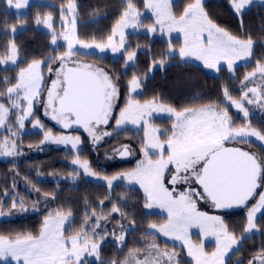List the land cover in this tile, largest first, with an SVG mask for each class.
Segmentation results:
<instances>
[{
  "label": "snow or ice",
  "instance_id": "obj_1",
  "mask_svg": "<svg viewBox=\"0 0 264 264\" xmlns=\"http://www.w3.org/2000/svg\"><path fill=\"white\" fill-rule=\"evenodd\" d=\"M11 5L12 0H8ZM28 3H16L15 7L20 9ZM251 0H233V6L237 13ZM144 6L153 10L156 23L169 31L178 30L184 34V47L180 48L179 54L184 57H195L201 60L206 68H216L221 60L228 64L229 71L232 70L236 60L252 55L254 42L251 37L238 38L218 27L209 18L204 10L202 0H194L189 3L183 13L176 18L171 12L169 0H144ZM76 8L74 0H69L67 4V15L72 17L70 29L60 35L67 41L68 50L63 55L54 58L60 63V68L56 70L57 79L52 81V88L48 90V99L45 103V114L51 110V118L62 124L65 128L71 124L81 125L85 131L93 137L96 142L101 136L96 132V126L108 124L112 111V99L117 94V89L110 76L101 69H93L91 65H80L75 68L66 66L65 61L75 54L74 45L79 44L82 49L93 47L103 52L106 48H111L113 52L124 48V29L131 26H138L139 13L132 0H127V6L120 18L112 28L111 35L107 37V43H86L78 39L76 35ZM61 20H66L63 9L61 10ZM39 23V21H38ZM43 23L53 27V19L49 14L44 17ZM156 29L150 27L148 31L154 32ZM207 33V41L201 39ZM120 36L119 47H117L114 37ZM57 34L52 33V44H56ZM17 48L15 43L10 44L7 59H0V64L11 61L17 62ZM136 53L131 52L126 56L125 63L132 61ZM53 61L52 57L48 61L33 60L26 69H22L18 74L17 83L7 88L8 100L11 108L20 109L21 100L26 101L28 107L23 109V116L18 122L23 126V121L32 113V104L39 95L42 86L41 65ZM163 63V61H161ZM49 71H53L49 67ZM259 73L264 76V64L257 62L254 71L245 76V80L254 77ZM63 77L61 80L60 77ZM8 83L7 79L4 81ZM141 86L140 79L133 75L129 81L130 92H134ZM59 87L58 91H54ZM250 92L260 99L257 89H249ZM21 93L23 96L21 97ZM13 95L16 99H12ZM226 98L231 99L227 89L224 90ZM247 98L244 93L241 99ZM232 104L244 112L245 117L249 114L244 110L240 101L232 100ZM249 104L254 103L252 99ZM10 109L0 103V126H3ZM153 111H165L174 116L172 124V134L161 143L154 135L156 129L150 127L145 130V142L141 151L144 160L137 164L135 170L117 174L107 179L111 187L113 181L121 178L129 182L135 181L143 188L148 203L146 208H152L153 204L166 209L168 220L161 225L150 224V229H157L161 234L183 241L188 249V255L192 257L195 264H225V257L233 246L238 245L237 238L230 234L223 225V221L218 216H209L197 208V202L192 197L198 196L200 199L210 201L217 209L231 207L232 205H244L253 196L257 187V177L264 170V163L258 161L257 157L239 148H225L223 142L238 137H255L258 141L264 142V131L252 128L251 125L244 127H232L227 110H217L209 105L202 108L186 107L177 111L173 107H165L154 99L141 104L132 99L128 100L127 106L121 111L117 119V127L125 122L138 124L144 120L148 124L147 116ZM39 124V121L36 122ZM103 135H110L105 132ZM52 139L51 133L45 135V140ZM56 143H71L75 149L80 143L79 137L60 136L55 139ZM247 142V141H245ZM15 143L8 147L5 141L0 145V154L11 156L15 154ZM149 149L152 152H149ZM160 152L159 158L152 159L156 151ZM119 151V150H117ZM127 146L120 152L121 156L127 155ZM84 169L85 174L95 176L96 173L90 170L87 161L83 163L77 158L73 160ZM171 179L168 183L172 188L165 186L164 180L166 172L172 171ZM183 173V175H181ZM75 180L76 176L73 175ZM198 184L203 192H198L192 188V183ZM188 184L186 190L178 191L177 185ZM18 202L14 201L12 208H17ZM22 210L23 206L20 205ZM264 207V193L260 194V200L256 206L251 208L247 215V225L245 233H250L256 228L254 218L256 213ZM113 212L119 211L116 206ZM4 215L0 210V216ZM71 213L63 214L57 212L55 216L49 214L40 230L38 236L32 234H18L14 239L0 236V260L7 261L8 258L17 264H83V256L95 255L99 257L100 244L95 237L99 234L76 233L65 237L62 229L69 221ZM87 224V221H85ZM193 225H198L204 235L216 237V250L211 254L204 252L203 247L193 245L187 236V230ZM151 234V233H149ZM102 239L103 236L100 235ZM123 242L124 235L117 237ZM70 245V246H69ZM148 252L143 259L140 258L141 249H131L125 260L114 259L111 264H163L165 258L168 264L174 259V253L159 251L155 243L148 246ZM253 260H259L264 264V253L258 254ZM250 260L248 264H253ZM103 264V262H101Z\"/></svg>",
  "mask_w": 264,
  "mask_h": 264
},
{
  "label": "trees",
  "instance_id": "obj_2",
  "mask_svg": "<svg viewBox=\"0 0 264 264\" xmlns=\"http://www.w3.org/2000/svg\"><path fill=\"white\" fill-rule=\"evenodd\" d=\"M192 1L174 0L173 12L176 15L181 14ZM68 2L69 0L31 2L24 13L17 14L7 9L5 0H0V59L6 57L12 43H15L19 56L15 65L4 67L0 64V102L8 101L7 88L16 82L19 72L29 63L33 60L48 61V58L52 57L53 61L47 62V65H53L54 58L64 52V45L53 46L51 33L38 28L36 21L50 14L54 18V28H59L58 32H61V10ZM74 2L77 5L76 35L86 43L105 42L127 6V0ZM132 2L136 10L144 11V0ZM203 6L209 18L218 27L238 38H252L254 46L248 62L239 64L231 72L220 67L214 75L194 62L180 60L178 54H169L171 47H180V39L166 40L144 33L127 34L125 52L117 58L113 59L109 55L99 57L95 53H91L90 57L99 62L110 76L116 86L119 101H125V98L130 96L127 83L135 75L140 79L141 87L132 99L144 101L159 98L179 110L209 104L220 111L226 109L233 127L251 125L252 128L264 131V109L260 105H244L248 112H253L246 118L228 105L229 100H241L245 87L255 85L253 78L259 75L258 73L248 80H245V76L254 71L257 62L264 64V6L254 4L240 13L231 7L229 0H206ZM128 52L136 53L134 62L130 65L125 63V54ZM6 79L8 83L4 82ZM225 89L231 97L226 101ZM151 122L163 132L160 138H167L171 131L170 119L154 117ZM107 133L110 134L109 138L103 144L111 143L117 146L121 143L138 151L144 137L142 129L127 127L121 130H113L110 127ZM42 140V132L23 133L17 137V143L23 149V156L0 162V206L10 209V213L14 215L12 218L0 220V236L14 237L28 233L35 236L41 229L43 217L51 212L71 213L73 224H78V228L82 226L84 217H87L86 221H91L92 215H108L111 225L117 227L119 215L124 214L111 211L118 203L111 200H114L116 192L124 190L128 192V197H133L126 204L132 208L133 212L128 215H134L139 233L157 237L145 232V229L150 222L160 219L161 216L158 213L143 211L144 196L137 188L121 184L110 187L87 179L72 165L73 159L81 157L92 161L94 168L98 167L101 160L97 154V146L94 147L96 150L92 151V144L86 142L82 150L74 153L65 147L41 145ZM249 145L258 148L260 153L263 152L255 143ZM34 148L35 152H31ZM124 156L129 158V154ZM73 175L76 176L75 180L72 179ZM14 201L18 202L17 208H12ZM21 204L25 210L21 209ZM246 211H230L223 215L222 220L227 229L237 237L242 238L244 233L247 224ZM255 224L257 233L249 238H242L238 250L243 262L264 251V211L258 216ZM157 239L161 244H171L159 237ZM110 247V244L106 245L103 251ZM87 264L98 263L92 260Z\"/></svg>",
  "mask_w": 264,
  "mask_h": 264
},
{
  "label": "rangeland",
  "instance_id": "obj_3",
  "mask_svg": "<svg viewBox=\"0 0 264 264\" xmlns=\"http://www.w3.org/2000/svg\"><path fill=\"white\" fill-rule=\"evenodd\" d=\"M5 1H6L8 10H11L17 14H21L27 10V7L31 2H36V1H40V0H28V3L20 9H17L15 7V4L18 2L23 4L24 0H12L11 5L8 3V0H5ZM173 1L174 0H169V3L171 5V12L176 18H179V16L183 12L181 14H177V15L173 12V10H172ZM204 1H206V0H202V3ZM193 2H194V0L191 3H193ZM229 2H230L231 7L236 11L235 7L233 6V0H229ZM254 4L264 6V0H251V3L246 5L241 11L246 10L247 8H249L251 5H254ZM62 9L65 13V17H66V20L68 21V23L65 26L64 21H62L61 17H60L59 23L62 25L61 32H58L59 28L56 29V28H54V26L52 28L47 27L43 23L44 18H39L36 21L37 22L36 24H37L38 28L43 29V30L51 33V36H52V33L55 32L58 36L56 44L64 45L65 48H64L63 53H65L68 50L67 41L64 40L60 34L72 27V25H71L72 17L67 15V5L62 7ZM137 12L139 13V20L137 22L138 26H136V27L129 26V27L124 29V48H121L120 51H118V52H113L111 48H106L103 52H101L99 49H97L95 47L86 50V49H82L79 44H75L74 45L75 54L73 56L69 57L65 61L66 66L78 67L80 65L86 64V65H91L93 67V69H101L104 71L102 65L99 64V62H97L94 58L90 57L91 53H95V55H98L99 57H105L106 55H109L113 59L117 58L125 52L127 34H129V33H144V34H148L151 37L158 36V37H162L166 40L180 39V42H181L180 47H176V46L171 47L169 54H178L180 60L194 62V63L202 66L204 69H206L211 74L216 75L218 73V69L220 67H224L227 70H229L228 64L224 60H221L218 63L216 68H206L204 66L203 61L197 60L195 57H184V58H182L179 54V50H180V48L184 47V42H185L184 34L178 30L169 31L167 26H165L164 28H161V26L156 23V17L153 15V10L150 8L145 7L144 11L137 10ZM147 17H149V19ZM52 19H53V24H54V18H52ZM38 21H39V23H38ZM76 22H77V17H76ZM150 27H154L156 30L154 32H150V31H148V29ZM201 39L204 40L206 43L207 33H204L202 35ZM114 41H115L117 47H119L120 36L117 35L116 37H114ZM103 43H107V40ZM53 46H54V44H53ZM63 53L58 54L57 56L63 55ZM128 53H131V52H128ZM128 53L125 54V60H126V56ZM4 59H7V56ZM18 59H19V56L17 55V61H18ZM134 59H135V57H134ZM134 59L132 61L128 62L126 65L132 64L134 62ZM249 60H250V56L236 60L233 64L232 70L236 66H238L239 64L248 62ZM43 61H46V60H43ZM15 64H13L11 61H8L6 64H2V65L4 67H7V66L15 65ZM28 65L24 69H26L28 67ZM49 67H51L53 69V71L50 72ZM59 68H60V63L58 61H54L53 65H47V63H44L41 65V75L43 78L42 82H41L42 86L39 90L38 97H36L33 101L32 113L23 121V126H21V124L18 122V120H19L20 116H23V109L28 107L27 102L21 100V108L20 109L11 108V105L9 103L8 98H7V100H8L7 102H0V103H3L5 105V107H8L10 109L4 125L0 126V145H2L5 141H7L9 148L12 147L13 142L15 143V146H16L14 155L4 156V155L0 154V162L7 161V160H15V159H19L20 157H22L23 156V149L21 148V145L19 143H17V137L19 138L23 133L34 132V131L42 132L43 140H42L41 145L50 144V145H54L57 147H65V148L72 150V152H74V153H78L80 150H82L84 148V144L86 142L92 144L91 145L92 151H95L96 148H94V147L97 146V154L101 160V161H99L101 164L98 165V167L94 168L92 166L93 165L92 161H90L89 159H84V158L78 157V159L80 160L81 163H83L84 161H87V163L90 167V170L92 172L96 173L95 176L85 174L84 169L82 167H80L78 164H74L73 160H75L77 158L73 159L71 161V163L81 175H84L85 178L94 180L96 182H101V183H104L107 185H108V183H107L108 178H111V177H113L117 174H120V173H126V172L133 171L136 169L137 164L140 161L144 160V155H143L141 149H142V147H144L145 130L148 127L152 128V129H156V132L154 133V135L159 138L161 143L165 144V153L164 154L166 156L167 145L165 142H166L167 138L172 134V124L175 120L174 116H172L170 113L165 112V111H153V112H151V115L146 117V119L148 121L147 125L145 124L144 120H141L138 124H132L131 122H125L124 124L117 127L116 121L120 117L121 111L127 106L128 100L132 99L131 97L140 90L141 86L138 89H136L134 92H130L129 83H127L128 84V94L130 96L126 97L125 101L121 100V99L119 101L117 99L118 98L117 94L113 97V99H112V111H111V116L109 117L108 124H106V125L100 124V125L96 126V132L98 135L101 136V139L96 141V142L93 141V137L89 134V132L85 131V129L83 127H78L74 124H71L69 127L65 128L62 124L58 123L56 120H53L51 118V110L50 109L48 110L49 114L46 115L45 114V111H46L45 110V103L47 102V99H48V90L52 88V81L57 79L56 70ZM231 71H229V72H231ZM104 72H106V71H104ZM17 78H18V75L16 77V82L12 86H14L17 83ZM60 79L62 80V76L60 77ZM253 80L255 82V85H254L255 87L254 86L253 87L252 86L245 87L243 90L242 95L244 93H247V98H245L243 100L242 99L237 100V101H240L242 103L244 110H246L247 112H248V110L246 107H244V105H246V106L251 105V107H256V106L260 105V107H262V109H264V76H261L259 74L255 78H253ZM252 88L257 89V92L260 94L259 100H257V96L255 94H253L252 92L249 91V89H252ZM58 90H59V87L54 91H58ZM7 95H8V93H7ZM20 95L22 97L23 93H21ZM224 97H225V95H224ZM12 99H16V96L13 95ZM249 99H252L254 101V103L249 104L248 103ZM132 100L138 101L139 103L143 104L146 101L154 100V98L153 99H147L144 101L143 100H135V99H132ZM155 100L157 101V103H159L165 107H173L172 105L166 104L165 102L161 101L159 98H156ZM226 100H228V99L225 97V101ZM231 101L232 100L228 101L229 107L232 108L237 114H240L242 117H245L244 112L241 111L239 108L235 107ZM206 106H209V104H205L203 106H199V107H195V108H202V107H206ZM176 110L180 111L179 109H176ZM252 113L253 112H248L249 115ZM154 117L170 119L171 131L169 134H167V138L165 137L166 139L160 138V135H163V132H161V129L159 127L154 126V124L151 122ZM37 121H39V124L36 123ZM244 126H246V125H244ZM244 126H241V127H244ZM110 127L113 130H121L125 127L132 128V129H142L144 137H143V140H141L140 147L138 148L139 151L136 148L129 147L127 145V147H129V149L127 148V151L129 153V158H128V157L120 155V152L124 151L125 145H123L121 143L120 144L118 143L117 146L114 144H111V143H109V145L103 144L109 138V135H103V133L109 131ZM234 128H239V127H234ZM47 133H51L52 139L45 140V135ZM164 134H166V133L164 132ZM60 136H70L73 138L79 137L80 143L74 149L72 147L71 143H56V142H54L55 139L60 137ZM245 141H247V142H245ZM250 143H255L256 145H258V147L263 149L262 150L263 152L260 153L258 148L251 147L249 145ZM223 146L225 148H230V146L234 147V148H239V149L242 148L244 151H247L250 154L255 155L257 157L258 161L264 163V142L258 141L255 137H243V138L238 137L235 139L225 140L223 142ZM117 150H119V151H117ZM31 152H35V148L32 149ZM149 152L151 153L152 150L149 149ZM159 155H160V152L157 150L156 155L152 156L151 158L157 159V158H159ZM131 163L133 165H131ZM128 166H130V168H128ZM181 175H183V173ZM259 177H260L259 182L257 183V187L254 191L253 196L250 197L246 206L240 210V211L247 210L246 211L247 215H248L249 210L258 204V202L260 200V194L264 193V170H262ZM116 184H121L125 187L137 188L138 191H140V193L144 196L145 204L149 202L147 200V196H146L143 188L140 187L139 183H137L135 181L129 182L128 180L121 178L119 180L113 181L112 186H114ZM191 186L196 191L201 192V193L203 192V189L198 184H195V182H193ZM188 187H189L188 184L177 185L178 191L186 190ZM126 191H128V190H126ZM127 194H128V192H124V190H123V192H119V193L116 192V194L114 195V198H113L114 200H111L112 202L115 201V203L118 202L115 205L119 209V211H117V212H122L124 214V215H119V220L117 221V225H118L117 227H114V225H111L112 222H111L110 217L108 215H92L91 216L92 220L87 221V224H85V221H86L85 219L87 217H84L82 220L83 222L81 223L82 226L78 228V224H76V225L73 224V215H70L69 221H67L65 223L64 228L62 229L65 237L72 236L78 232L81 234H83L84 232H87V233H89L90 237H91L92 232L99 234L95 237L96 241H98L100 244L99 257H97L95 255H88V253H85L83 258H82L83 264L84 263L87 264L88 261H92V260L96 261L98 264H101V262H103V264H111V261L114 259L123 261L128 256L129 251L131 249H134V248L142 250L140 253V258L143 259L144 255H146L148 252L147 246L151 243H155L157 245L159 251H161V252L167 251L169 253L175 254L174 259L172 260L171 264H195V261L192 259V257H190L188 255V249L185 246L183 241H178V240H175L174 238L164 236L159 231H157V229H150L149 228L150 224H156L159 226V225L167 222L168 213H167L166 209L160 208L156 204H153L152 208H146L145 204H144L143 211H145L147 213H155V214L158 213L161 216L160 219H158V220L156 219V221L150 222L147 225L145 232L152 233V234L156 235L157 237H159V238L163 239L164 241H167L171 244L167 245V244L162 243L163 244L162 245L161 243H159L157 237L143 236L142 234L139 233L138 226L134 221V215H128V214H131L133 211H132V208L127 207L128 205L126 203L129 202L130 199L132 200L133 197L130 198L127 196ZM192 198L195 200V195H193ZM201 200L203 202L201 204V205H203V206H201L202 207L201 210L204 211V213H206L209 216H218L222 220V218L224 217L223 215L225 214L226 211L225 212L221 211L222 212V213L220 212L221 214L218 211L215 212L212 208L210 201H208L206 199H201ZM124 202H125V205H124ZM205 205L207 206V209L203 208ZM0 210H2L4 213V215L0 216V220L12 218L14 216L10 213L11 210L8 208L3 209L2 206H0ZM111 211H112V208H111ZM263 211H264V207H261L260 210L255 215L254 223H255L256 219L258 218V216ZM56 213L57 212H51L49 214H51L52 216H55ZM49 214L45 215V217H43L42 223H41V228L43 226L44 220L47 217H49ZM122 219H124V223H122ZM223 225L226 227L224 222H223ZM228 232L230 234L234 235L229 230H228ZM39 233H40V231H39ZM39 233L35 236H38ZM255 233H257L256 228L253 229L250 233L244 232L242 235V238H249ZM100 235L103 236L102 239L100 238ZM121 235H124V237H125V240L123 242H120L117 240V237H119ZM16 236L10 237V238L14 239ZM187 236L193 245L203 247L204 252L207 254H211L212 252H214L216 250V237L213 235H204L201 232V229L198 225H193V226L189 227L187 230ZM234 236L237 238L239 243H238V245L233 246V248L230 250L228 255L225 257V264H248V262L250 260H253V258L245 260L243 262L242 257L238 251L239 247L242 243V238L237 237L236 235H234ZM108 244H110L111 247L109 249H106L103 251V248ZM261 253H264V251L258 252L256 254V256L258 254H261ZM8 262H11L13 264H17V262L14 260H11V258H8L7 261L0 260V263H8ZM163 264H168V261L166 258H165ZM253 264H260V262H259V260H253Z\"/></svg>",
  "mask_w": 264,
  "mask_h": 264
},
{
  "label": "flooded vegetation",
  "instance_id": "obj_4",
  "mask_svg": "<svg viewBox=\"0 0 264 264\" xmlns=\"http://www.w3.org/2000/svg\"><path fill=\"white\" fill-rule=\"evenodd\" d=\"M166 157V156H165ZM172 172H174V168L172 169V171H168V172H166V175H165V180H164V183H165V186L166 187H168V188H172V185L171 184H169L168 183V180H170L171 179V175H172ZM259 176L257 177V181L259 182ZM195 200H196V202H197V208H198V210L199 211H201V212H204V211H202L201 209H202V207L201 206H203V205H201L203 202H202V200L198 197V196H195ZM211 205H212V208H213V210L215 211V212H221V211H223V212H225V213H227V212H230V211H240L241 209H237V210H230V211H227V210H224V209H216L215 207H214V205L211 203ZM204 209H207V206L205 205L204 207H203ZM222 213V212H221ZM220 213V214H221Z\"/></svg>",
  "mask_w": 264,
  "mask_h": 264
},
{
  "label": "water",
  "instance_id": "obj_5",
  "mask_svg": "<svg viewBox=\"0 0 264 264\" xmlns=\"http://www.w3.org/2000/svg\"><path fill=\"white\" fill-rule=\"evenodd\" d=\"M67 67H69V68H75V67H72V66H67ZM62 79H63V77H62ZM74 125H76V126H78V127H81V125H77V124H74ZM249 199H250V198H249ZM249 199H248V200H249ZM248 200L245 202L244 205H232L231 207L222 208V209L227 210V211H230V210H237V209H242L243 207L246 206ZM215 208H216V207H215ZM216 209H217V208H216Z\"/></svg>",
  "mask_w": 264,
  "mask_h": 264
}]
</instances>
